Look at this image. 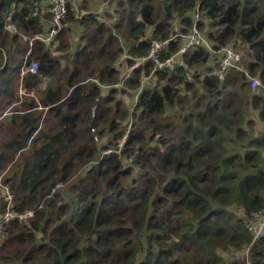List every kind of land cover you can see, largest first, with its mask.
<instances>
[{
  "label": "trees",
  "instance_id": "obj_1",
  "mask_svg": "<svg viewBox=\"0 0 264 264\" xmlns=\"http://www.w3.org/2000/svg\"><path fill=\"white\" fill-rule=\"evenodd\" d=\"M112 1H82L79 19L68 5L46 46L31 39L51 2L0 0V189L32 212L3 227L0 264H264V234L246 229L264 208V0ZM194 24L214 48L240 47L262 88L233 70L220 81L201 47L172 72L137 64L154 40L171 39L160 60L176 52Z\"/></svg>",
  "mask_w": 264,
  "mask_h": 264
},
{
  "label": "built area",
  "instance_id": "obj_2",
  "mask_svg": "<svg viewBox=\"0 0 264 264\" xmlns=\"http://www.w3.org/2000/svg\"><path fill=\"white\" fill-rule=\"evenodd\" d=\"M51 2V14L53 15V21L51 28L47 35H36L31 39L33 41H39L49 46L54 37L57 35L60 29V23L64 18L67 10V6L74 0H49ZM195 21L199 20L198 12L195 14ZM9 20V18H8ZM6 28L15 32L12 25H7ZM184 40L182 46L170 56L160 60L159 53L168 49V44L171 39L164 41H152L150 45V51L146 58H142L137 61L138 65L143 64L147 60L153 61L155 68L161 70L174 71L176 67H185L184 55L192 48L201 47L209 55V61L214 68V74L222 81L226 73L230 70L236 71L243 75L246 81H251V88H262L259 81L252 78L243 63L242 54L238 47L233 45H226L219 48H214L212 43L207 39L204 32L199 31L194 24L190 33L185 36H181ZM175 39V36L172 37ZM31 45V43H30ZM31 47V46H30ZM29 54V53H28ZM28 71L32 74L37 73V64L31 62ZM0 198L6 203V209L3 214L0 215V233L5 225L14 220L23 221L27 217L32 216V212L16 213L12 210V196L8 189L4 186L0 189ZM246 229L252 237V242H255L259 237L264 234V208L251 214V218L246 224Z\"/></svg>",
  "mask_w": 264,
  "mask_h": 264
},
{
  "label": "rangeland",
  "instance_id": "obj_3",
  "mask_svg": "<svg viewBox=\"0 0 264 264\" xmlns=\"http://www.w3.org/2000/svg\"><path fill=\"white\" fill-rule=\"evenodd\" d=\"M82 1H83V3H86V6H90L91 8L95 7L94 10H97L99 13H102L105 10H108V11L111 10V9L113 10V7H114V3H113L112 0H110L109 2L104 3V4L103 3L102 4L98 3L97 2L98 0L97 1L96 0H74L69 5L73 6V8L75 10L74 12H75V15H76L77 19H79L80 15H81L80 9H79V4L82 3ZM71 27L75 28V30L78 29L77 32L73 31L72 32L73 34L71 35L72 38H73V41H75L74 39H76L77 36L79 35V31H80L79 29L80 28H78L77 24H73ZM238 49L241 52L242 59H243V52L240 49V47H238ZM124 59H125V56L122 55L117 61V69L119 71V82L117 83L116 86H114V88L116 87L119 90L124 87V83L127 80V78L129 77V75L131 73V70H132V68H128V67L125 66ZM243 63H244V60H243ZM197 67L201 69L200 72H206V71H208L210 69V68L207 69L208 65L205 64V63L202 64V65L198 64ZM210 67H212V66H210ZM155 83H156L155 79H153L151 77V73L148 76H143L142 79H141L139 91L142 88H145V87H153V86L156 85ZM250 87H251V85H250ZM102 90H103V93H105L108 90V88L107 89L106 88H102ZM139 91H137V92L136 91H127L126 94H118L117 95V98L121 99L124 102L125 106L127 107L128 111L130 113L133 111V108H134V105H135V102H136V97H137V94L139 93ZM250 117L252 119H254L253 120L255 122L254 127H256L255 125H256V122L258 123V119H257L255 113H252L250 115ZM130 121H131V119L127 120L126 128L129 126ZM95 143L99 146L102 143H104V140H97V141H95ZM237 256H239V254Z\"/></svg>",
  "mask_w": 264,
  "mask_h": 264
},
{
  "label": "crops",
  "instance_id": "obj_4",
  "mask_svg": "<svg viewBox=\"0 0 264 264\" xmlns=\"http://www.w3.org/2000/svg\"><path fill=\"white\" fill-rule=\"evenodd\" d=\"M255 126L254 130L262 131L263 124L260 121H258V123L256 122Z\"/></svg>",
  "mask_w": 264,
  "mask_h": 264
}]
</instances>
